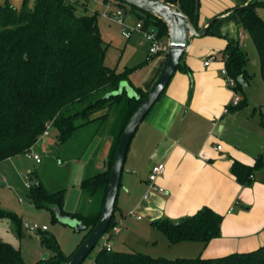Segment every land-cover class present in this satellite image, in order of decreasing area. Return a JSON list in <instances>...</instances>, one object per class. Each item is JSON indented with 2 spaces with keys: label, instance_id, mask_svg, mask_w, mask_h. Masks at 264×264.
<instances>
[{
  "label": "trees",
  "instance_id": "trees-1",
  "mask_svg": "<svg viewBox=\"0 0 264 264\" xmlns=\"http://www.w3.org/2000/svg\"><path fill=\"white\" fill-rule=\"evenodd\" d=\"M108 1L122 7L127 13L135 12L137 19L143 20L144 27L154 29L158 37L167 35L165 22L157 16L119 0H103V3ZM92 2L95 1L34 0L32 5L23 1L19 8L7 0L0 2V161L28 151L46 130L47 121H52L57 129L58 142L65 143L74 137L76 129L81 126V123H75L76 117L85 122L101 119L102 116L91 118L89 115L105 105L117 103L123 97L126 104L133 103L131 108L125 109L123 117L117 118L111 126L115 128L120 121L113 136L114 146L106 168L87 175L81 181L82 194L90 202L85 213L64 212L65 186L48 190L37 178L28 187V196L34 207L49 209L56 220H59L58 210L61 216L77 221L76 226L84 231L81 241L101 213L121 132L146 94L138 87L134 88L138 97L128 96L125 90L112 94L118 90L121 81L128 79L136 66L117 70L105 63L106 43L98 26L99 11L91 6ZM170 2L178 6L198 29V0ZM256 6H264V2L237 7L236 11L243 28L250 32L254 40L264 77V20L255 13ZM223 60L227 73L235 80L234 89L237 92L244 89L249 75L246 69L247 55L238 41L227 42ZM242 105L243 102L239 101L229 108H240ZM260 122L264 126V116ZM262 167L264 161L258 155L253 165L234 161L231 171L236 180L243 184L249 182L250 176ZM12 218L18 222L15 215ZM221 221L220 214L203 207L193 215L177 220H155L151 225L161 231L170 244L181 241L206 244L219 235ZM114 225L113 212L108 230ZM41 241L55 250L54 257L44 264H63L66 261L68 256L61 253L53 237H43ZM0 264H24L19 249L0 242ZM93 264H264V245L220 257L198 255L174 259L152 257L140 252L108 251L102 247Z\"/></svg>",
  "mask_w": 264,
  "mask_h": 264
},
{
  "label": "crops",
  "instance_id": "crops-1",
  "mask_svg": "<svg viewBox=\"0 0 264 264\" xmlns=\"http://www.w3.org/2000/svg\"><path fill=\"white\" fill-rule=\"evenodd\" d=\"M198 2V29L212 22L201 36L189 37L180 66L140 123L134 160L123 169L125 178L114 215L117 211L116 225L135 214L136 219H146L147 227L156 229L152 221L177 220L209 207L222 216L219 235L206 244L181 241L174 245H182L192 257L213 258L264 245V167L243 184L231 171L234 161L253 165L258 155L264 161V126L262 115L255 111L229 108L232 92L221 74L227 42H240L239 32L246 33L236 1ZM161 39L168 47V35ZM126 40L143 47L132 54L134 61L124 64L136 66L126 83L131 89L147 91L165 65L167 48L149 55L137 35ZM209 56L212 60L204 65ZM218 144L220 149L215 148ZM99 162L101 166L92 165V173L102 169V159ZM156 162L165 164L157 179L164 188L162 193L148 188V173ZM146 192L149 195L144 199Z\"/></svg>",
  "mask_w": 264,
  "mask_h": 264
},
{
  "label": "rangeland",
  "instance_id": "rangeland-1",
  "mask_svg": "<svg viewBox=\"0 0 264 264\" xmlns=\"http://www.w3.org/2000/svg\"><path fill=\"white\" fill-rule=\"evenodd\" d=\"M7 1L19 8L23 1L32 5L34 0ZM94 1L91 6L99 11L98 26L106 43L105 63L122 70L124 64L135 60L134 53L143 47L134 46L131 41L126 40L120 34L119 25L111 23V20L102 15L105 5L103 0ZM254 10L264 20V6H256ZM128 19L133 23L137 18L131 13ZM244 35L239 43L247 55L246 69L249 75L245 88L238 91L239 99L243 102L240 108H249L255 111L256 115L264 116V77L261 73L260 57L250 32L246 30ZM162 41L164 42V39ZM243 43L245 45H242ZM125 45L126 48H123ZM125 101L123 97L117 103L105 105L103 109L89 115L91 118L102 116L101 119L85 122L76 117L75 123H81V126L76 129L74 137L65 143L58 142L57 129L52 125V121H47L45 127L47 134L42 133L29 149L30 152L39 154L41 158L39 164L26 153L0 161V211L3 212L0 214V242L9 243L19 249L24 264H44L54 257L55 250L41 241L43 237H53L61 253L69 256L81 242L84 234V231L76 226L77 223L74 226L62 223L53 218L49 209L34 207L28 196V184L38 178L48 190L65 186L64 212L72 213L79 210L85 213L90 202L81 194V181L92 173L93 164L101 166L99 162L101 159L106 160L108 164L114 146L113 136L120 121L115 128L111 126L117 118L123 117L125 109L133 105L132 102L126 104ZM140 133L141 127L138 126L126 153L124 170L134 160L133 151ZM96 171L98 170L94 172ZM124 178L125 172L121 176V181ZM13 215L17 217L18 222L13 220ZM134 216L135 214L128 215L118 222L119 232L112 234L110 238L113 251L140 252L168 259L192 257V254L182 250V245L170 244L161 231L147 227L146 219H136ZM24 222L45 225L46 229L27 231L22 225ZM103 243L104 240L101 239L81 264H93Z\"/></svg>",
  "mask_w": 264,
  "mask_h": 264
},
{
  "label": "water",
  "instance_id": "water-1",
  "mask_svg": "<svg viewBox=\"0 0 264 264\" xmlns=\"http://www.w3.org/2000/svg\"><path fill=\"white\" fill-rule=\"evenodd\" d=\"M119 1L157 16L165 22L169 39L166 62L158 77L146 91L145 96L140 100L139 104L128 118L121 132L110 167L104 202L96 224L78 244L75 250L67 257L63 264H81L96 244L102 239L105 231L108 229L114 212L117 194L121 183L124 161L132 136L146 114L158 100L160 94L166 88L168 82L176 71L180 59L186 49L189 37L201 36L205 33L207 26L212 22L210 20L200 29H196L178 6L166 0ZM122 90H125L128 96L138 97L135 90L127 85L126 80L121 81L118 90L112 92V94L120 93ZM105 168L106 161L102 160L101 170H104ZM57 216L62 223H69L71 226H74V224L77 223L75 219L61 216L58 210Z\"/></svg>",
  "mask_w": 264,
  "mask_h": 264
},
{
  "label": "built area",
  "instance_id": "built-area-1",
  "mask_svg": "<svg viewBox=\"0 0 264 264\" xmlns=\"http://www.w3.org/2000/svg\"><path fill=\"white\" fill-rule=\"evenodd\" d=\"M235 1L238 7H248L258 2H264V0H235ZM102 15L119 25L120 34L125 39H129L137 35L139 37V42L141 44H146L149 55L157 54L158 52L165 50L167 48V46L164 45L161 37L157 36V33L154 29L144 27L143 20L137 19L133 23L128 21L129 20L128 13L122 7H118L110 2H106L104 5V10L102 12ZM239 36L243 38V33L239 32ZM212 58L213 56H209L204 61V65H208L209 62L212 60ZM221 74L223 75L227 87L232 92V100L230 103L231 105H236L240 101V99L238 96V92L234 89L235 80L227 73L225 67L221 69ZM47 132L48 131L45 130L43 132V135L47 134ZM215 148L220 149L221 145L218 144L216 145ZM25 153L29 158H32L36 163H40L41 158L38 153H33L30 152L29 150L26 151ZM164 170H165V164L163 162H156L150 167L147 177L149 190H153L160 193L164 192V188L157 183L158 177L164 173ZM148 195L149 193L146 192L143 195V198L146 199ZM22 225L27 231L46 229L45 225L39 226L37 223L24 222ZM118 231L119 228L117 227V225H114L111 229L109 230L107 229L105 231L102 239L104 240L103 247L106 250L109 251L112 249L110 238L112 234H116Z\"/></svg>",
  "mask_w": 264,
  "mask_h": 264
}]
</instances>
